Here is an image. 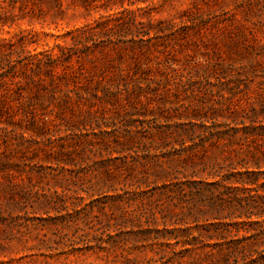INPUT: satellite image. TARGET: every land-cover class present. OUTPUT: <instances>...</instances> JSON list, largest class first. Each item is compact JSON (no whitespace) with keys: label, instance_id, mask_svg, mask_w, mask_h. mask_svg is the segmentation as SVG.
Returning <instances> with one entry per match:
<instances>
[{"label":"rangeland","instance_id":"1","mask_svg":"<svg viewBox=\"0 0 264 264\" xmlns=\"http://www.w3.org/2000/svg\"><path fill=\"white\" fill-rule=\"evenodd\" d=\"M125 1L145 23L184 22L191 28L160 40L159 52L139 57L138 67L114 53L107 61L92 55L81 67L72 63L70 85L53 98L23 99L35 104L29 109L36 111L37 127L30 128L33 117L23 118L22 128L9 127V141L25 142L11 161L19 168L9 170L20 188L0 192V264H225L217 251L237 240L264 255V226L237 229L229 224L237 219L228 218L227 232L217 235L208 205L211 187L204 184L214 181L211 173L220 165L244 158L217 144L230 141L233 128L244 137L237 141H264V9L251 11L245 0ZM119 11L86 10L79 0H64L62 17L20 21L0 38L32 32L38 36L29 50H51L63 43L58 36ZM102 78L120 85L110 103L91 95ZM128 80L133 84L127 91ZM66 92L73 102L78 92L86 93L95 107L76 114L61 110ZM254 178L252 190L262 192L264 164ZM56 192L67 196L57 199ZM44 195L53 201L39 208ZM91 201L96 208L90 213L74 209ZM147 229L160 240L136 238L135 232ZM173 229L197 246L166 245L163 237Z\"/></svg>","mask_w":264,"mask_h":264},{"label":"trees","instance_id":"2","mask_svg":"<svg viewBox=\"0 0 264 264\" xmlns=\"http://www.w3.org/2000/svg\"><path fill=\"white\" fill-rule=\"evenodd\" d=\"M64 0H0V33H4L6 28L12 29L18 22L29 19L30 21L41 20L46 16L53 14L62 17ZM81 5L86 10L104 9L107 13L113 10L120 9L119 13L101 17L95 21L94 24H86L81 28H76L68 31L65 34L58 36L63 39V43H56L51 50H44L37 52L29 50V47L36 44L37 34L32 32L21 31L14 39L0 38V192L9 191L10 194H15L20 188V182L17 181V176L9 173L15 172L18 169L16 163H11L16 159V153L19 152L21 142L25 141H9L10 131L9 127H19L23 118L31 120L30 128L35 129V112L33 108L34 103L26 105L23 101L27 98H41L45 95L54 97L58 89L62 85H70V76L72 74V63L75 61L79 67L82 66V61L90 56L97 57L103 61L111 59L110 53H114L118 58H123L124 61H132L138 67L139 57L146 56L154 52H159L160 40L168 36H174L191 27L182 25L184 22L172 23L167 21H157L153 23L151 19L147 23L138 20L135 12L125 8V0H79ZM129 4L135 5L145 0L128 1ZM245 5L249 10L264 9V0H245ZM149 18V17H148ZM191 23L195 25L194 21ZM108 42V43H107ZM120 46L118 47V45ZM118 47V48H117ZM127 57V59H126ZM126 59V60H125ZM128 62L129 64L131 62ZM94 62H96L94 60ZM97 68V65L94 66ZM83 70V69H81ZM138 70V69H136ZM122 75V74H120ZM131 81V80H130ZM133 82L125 81V89L128 91V84ZM140 81L136 82L135 86H139ZM96 84L95 92L91 93L95 100L106 99L108 103L113 98L116 99L115 94L119 93L120 85L116 79L105 82L102 78L93 83ZM83 92H88L86 85L79 87ZM115 89V90H113ZM99 92L102 96H99ZM70 93L66 92V98L63 100L64 106L61 110H70L73 114L81 112L84 107L92 110L95 106L93 103H88L86 93L78 92L76 94L77 101L73 102ZM67 107V108H66ZM264 110V105H262ZM255 111V115H256ZM255 120V119H254ZM44 121V120H43ZM236 119H232L235 122ZM248 128V127H245ZM30 130V129H26ZM234 133L229 135L230 141H217L218 145L233 152L239 158V161L231 160L227 165H220L219 168L211 173V178L214 180L211 183H204L208 188L211 187V202L208 203L211 208V220L215 221L214 230L217 235H224L227 232L223 221L230 218L231 221L237 219L233 224L237 229L245 223L264 226V221L259 219L264 218V190L260 192L252 190L253 186L258 185L256 170L262 168L264 164V141H237L244 139L238 137L240 128H233ZM260 130L264 132V126ZM108 134L107 131H102L101 134ZM24 139L23 133L20 134ZM260 137L263 134L260 133ZM66 141L65 146H68L77 141ZM254 144V148L250 147ZM239 166L244 169V172L239 170ZM253 168L256 170L250 171ZM245 176L248 179L244 178ZM206 187V188H207ZM23 196H25V191ZM69 191V190H65ZM256 194H251L252 192ZM12 192V193H11ZM57 199L66 198V193L60 195L56 192ZM35 195L41 197L39 192ZM37 200L40 201V198ZM47 197L45 202L40 201L37 205L39 208L45 207V203L51 205L52 197ZM84 200L83 197H81ZM65 204V201H62ZM94 201L87 204L76 205L77 212L94 210ZM100 208V207H98ZM113 208V207H111ZM49 210V209H47ZM74 210V211H75ZM48 212V211H46ZM232 215H234L232 217ZM256 221H253V218ZM233 219V220H232ZM249 222H247V221ZM182 221H176L173 224L180 225ZM180 229H173L167 232L170 235L164 236L166 245H181L183 248L190 246L192 249L197 246L196 240L193 241L182 240L177 233ZM186 232L189 229L185 230ZM154 231L140 230L135 232L136 238L142 242H149L153 240H160V237L152 238ZM264 235V229H262ZM219 236V237H220ZM171 241H174L172 244ZM258 247V242H253ZM192 249H185L192 252ZM249 245H242L240 240L231 241L228 245H221L217 251L225 264H240L239 259H242L241 264H264V255L257 252V248L251 252ZM264 253V252H263ZM215 253L209 252V257Z\"/></svg>","mask_w":264,"mask_h":264}]
</instances>
